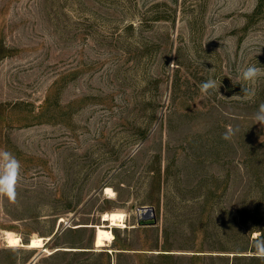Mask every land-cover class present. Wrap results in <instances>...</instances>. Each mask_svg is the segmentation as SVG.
<instances>
[{"label": "rangeland", "instance_id": "1", "mask_svg": "<svg viewBox=\"0 0 264 264\" xmlns=\"http://www.w3.org/2000/svg\"><path fill=\"white\" fill-rule=\"evenodd\" d=\"M257 62L264 0H0V149L21 162L0 264H264ZM111 211L126 226L97 248Z\"/></svg>", "mask_w": 264, "mask_h": 264}, {"label": "clouds", "instance_id": "2", "mask_svg": "<svg viewBox=\"0 0 264 264\" xmlns=\"http://www.w3.org/2000/svg\"><path fill=\"white\" fill-rule=\"evenodd\" d=\"M260 78H264V66H260L257 62L255 65L247 66L241 74V79L246 85H254ZM221 82L218 83L215 79L209 78L200 84V91L203 94H208L210 91L219 93ZM242 95L244 99H248L252 94L249 87L242 85ZM255 123L264 126V103L259 105L257 112L254 114ZM232 130L229 129L223 136L224 139H229ZM21 162L17 157L8 150L0 149V197H5L9 201L15 202L17 198V186L20 181ZM253 248L255 255L258 258L264 259V232L257 235L253 240Z\"/></svg>", "mask_w": 264, "mask_h": 264}, {"label": "bare ground", "instance_id": "3", "mask_svg": "<svg viewBox=\"0 0 264 264\" xmlns=\"http://www.w3.org/2000/svg\"><path fill=\"white\" fill-rule=\"evenodd\" d=\"M106 195L108 197H114L115 193L111 188H107ZM125 216H126L125 213L118 211H111L104 215V220L106 221V224L104 223L95 226L97 232L95 238V246L97 248L105 247L108 245V243L113 242V240L115 239L113 228L115 226L117 227L126 226ZM5 239L8 245L11 247L24 245V243L22 242V238L18 234L11 231L6 232ZM48 239L49 237L48 238H44L42 236L32 237L27 246L30 248L45 247V241Z\"/></svg>", "mask_w": 264, "mask_h": 264}, {"label": "water", "instance_id": "4", "mask_svg": "<svg viewBox=\"0 0 264 264\" xmlns=\"http://www.w3.org/2000/svg\"><path fill=\"white\" fill-rule=\"evenodd\" d=\"M155 224H156V215L152 207L144 206L138 210V216H137L138 226H152ZM51 238L52 237H49V240H51Z\"/></svg>", "mask_w": 264, "mask_h": 264}]
</instances>
